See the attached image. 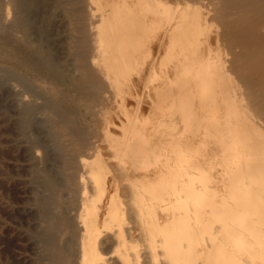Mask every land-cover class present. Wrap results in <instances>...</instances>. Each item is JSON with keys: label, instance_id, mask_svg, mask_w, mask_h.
<instances>
[{"label": "bare ground", "instance_id": "obj_1", "mask_svg": "<svg viewBox=\"0 0 264 264\" xmlns=\"http://www.w3.org/2000/svg\"><path fill=\"white\" fill-rule=\"evenodd\" d=\"M0 1V26L22 45L18 65L57 94L62 70L47 54L49 34L31 20V1ZM218 1L214 17L228 44L242 47L248 67L236 71L254 97L264 89V0ZM56 2L70 75L98 101L89 126L73 129L60 110L44 109L63 153L55 159L62 181L48 173L43 183L51 207H36L50 236L39 244L44 264H264V124L220 57L209 14L167 0ZM19 81L12 89L28 97ZM39 143L47 171L51 151Z\"/></svg>", "mask_w": 264, "mask_h": 264}, {"label": "rangeland", "instance_id": "obj_2", "mask_svg": "<svg viewBox=\"0 0 264 264\" xmlns=\"http://www.w3.org/2000/svg\"><path fill=\"white\" fill-rule=\"evenodd\" d=\"M30 1L32 4L30 9L31 12H33L31 13L30 16L32 17L31 20H33V23L37 24V26L44 27V31L45 33L47 32L46 33L47 36L49 34L50 38L47 40L48 44H45V46L47 45L46 51L49 58L52 59V62L53 63L55 62L54 65L58 63L59 66L55 65L57 68L59 67L58 70L59 71L62 70L61 72H58L59 74L58 78L60 80L61 85L60 86L58 85L59 91L57 94L49 93L47 91L48 85L42 83L41 78L36 77L35 73L33 72L34 73L33 74L31 69H27V68L22 69V67L18 65L19 58L17 54H19L22 45L18 40L16 41V39L11 34L8 33L6 27L7 23L6 21L5 22L3 21L2 25L4 26H0L1 27L0 30V264H36V263L44 264L45 261H48V259H46L47 256L45 257L46 255L45 252H43L44 251L43 248L45 247L44 243H46L50 239V236L47 234L48 231L46 229L47 227H45L46 225L44 224V222H42L41 219H38L40 215L38 211H36V207L42 203L44 205V206L42 205V207L43 208L46 207L44 209H48L49 206L51 207V203L50 201H48L49 200L47 199L48 197H46L47 191L45 192V190H43L45 186V184L43 183L46 180L45 175L48 173L49 174L53 173V175L54 173L55 174L58 173V175L61 176L58 175L56 176L59 178L58 180L62 181L63 177H62L61 162L60 165L58 163L59 161H61L60 157L62 156L63 153H60L59 151L60 149H58L59 148L58 146L56 148L57 143L55 140H53L54 138L52 135L53 132H51L52 131L51 126L48 124L50 123L49 122L50 118L49 116H47L48 112L44 111L45 107L52 106L56 110L58 111L60 110L61 112L59 111L58 113H60L61 115L63 114L62 116H65V118L67 119V124L68 125L70 124L69 125L70 128L73 129V127L76 128L79 125L82 126V125H86L87 123L90 124V118H89L90 112L88 110L89 108H93V106H95L96 102L98 101V99H96L98 98V96L97 97L94 96L95 94L93 95L88 92L85 93L86 91L83 90L81 92L79 89H77L76 88L77 82L75 78L76 75L75 76L70 75L75 73H73L72 70H70L71 66H69V64L66 61L67 59L65 55L67 53V50L65 49L66 42H64L65 33L63 31H60L58 27L59 24L58 17H60L59 15L61 10L56 0H41V2L40 0H34V1L30 0ZM167 1L173 5L179 3L178 7H180L181 9L186 8V6L189 4L190 5L195 4L194 6H197L202 11V13L205 12L204 13L205 16H207L208 14L210 15L207 16V19L209 20L208 22L209 30H210L209 32L212 34V36L218 34V36L220 37V40L218 41L217 44L219 55L223 60H227L225 61L227 68L232 73V75L234 74L233 76L234 78H236L235 80L238 81L237 83L238 84L241 83L239 86L241 91L243 92L244 104L246 106L249 104L251 111H253L254 106L257 104L258 105L256 106L257 108L255 107L256 110L254 109V112L252 113H254L256 120L259 119L257 121L258 123L264 124V118H263L264 116H262V114L264 115V113L260 111L261 110L260 108L258 109V107H261L258 104L260 103L259 102L260 99H261L260 100L261 105L264 108V97H263L264 89L262 90H260L261 88L258 89V91H256V96L254 97L247 96L248 94L251 95V91L250 90L248 91L245 74L242 75L243 72L246 73L245 70H247L246 67H248V65H245V62L242 61L243 59L241 58L242 57L241 55H243L242 54L243 49H241L242 47L240 48V46H233L236 47V49L238 47L241 49L236 51L235 48H233L228 44L226 40L227 38H224L226 37L225 35H227V33L224 32L225 31L224 30L225 25L223 26L224 20H222V18L220 17V20L222 22L221 23L220 20H218L219 17L217 18V16H219L218 14H216V17H214L216 12L214 10V7L212 6V3L214 1L219 8L221 6V2L218 0L216 1L215 0L213 1L212 0H207V1L206 0H195V1L167 0ZM1 2L2 1H0V3ZM96 2L101 4L102 0H96ZM3 3L1 5L4 7L5 3L4 5ZM55 6L57 7V9L55 8ZM35 7L36 9H34ZM207 7L209 9L211 7V9L208 10ZM38 8L40 9L38 10ZM180 8L179 10H181ZM215 8L216 10H218L216 6ZM33 9L36 11H34ZM235 10L236 12H234ZM231 12L234 14V16ZM231 12L230 14L232 15L229 14L230 17L231 16L233 17V18L231 17V21H233L234 24L239 23V21H237L238 19H236L238 17L237 15L238 9L232 8ZM211 17L212 18L214 17L213 18L214 20L211 19ZM35 24H33V26ZM221 25L223 27H221ZM231 57H233L234 59L232 60ZM235 57L238 58L236 59ZM236 60L240 62L238 63ZM238 64L239 66H237ZM241 65L242 67H240ZM239 67L242 68V70L244 71L243 72L242 70H239V72L236 71L239 69ZM64 68L66 69V71L64 70ZM254 72H251L252 77H255L259 73V69L258 68L254 69ZM237 75L243 78L245 77L244 81H242V79ZM71 77L74 79H72ZM13 78L16 79L17 81L20 80L18 82L19 86L21 84V86H23V89L25 88L29 91L30 95L28 93L27 95L28 97H25L26 99L24 97L23 99L22 96L19 97V92L17 90L12 89L11 86L13 83L12 82ZM246 88L247 90H245ZM32 93L35 97L36 95L39 94V98H37L38 96L36 98L33 97ZM42 95L44 98L42 97ZM89 96H91L92 99ZM246 97H248L249 100H247L248 98L246 99ZM258 97L259 99H256ZM255 99L257 101H254ZM53 102H55L54 104L56 106L53 104ZM41 105L42 107L45 105L43 109L41 108ZM257 110H259L260 113ZM39 111H44V112L43 114H41L42 112L40 113ZM255 111H257L259 114H255L256 113ZM44 113L46 114L44 115ZM258 115L261 116L258 117ZM45 116H47V118L49 119H47ZM31 123L34 124L33 125L34 128L38 127L39 131L36 132L31 130V126H32ZM73 124L75 126H72ZM89 124L87 125L89 126ZM36 138L38 139L36 140ZM34 141L36 142L38 141V143L40 142L39 146L42 147L43 149L46 147L44 151L46 150L51 151L49 152V156H51L54 159V161L55 159L57 160L58 163L56 165V161L51 162L53 159L52 158L48 159L50 165L49 167L50 168L51 166L53 167L51 168L52 170L48 167L46 171L41 156L34 153L35 145H37L36 142ZM41 143L43 146L41 145ZM30 147H32L33 149H31ZM57 166L60 168L58 169V171H56V169L58 168ZM44 171L46 173H44ZM41 179L43 180V182ZM61 181L60 183H62ZM29 184H31L32 186ZM37 198L39 199L36 200ZM61 240H59V242H61V245L63 246L64 244L65 245L64 247L67 250H71L70 249L71 242H68L67 239H65V237L64 239L61 238ZM39 244L40 245L44 244V245L40 246ZM43 255L45 258L42 257ZM137 263L143 264L142 261H140V263L136 262L134 264Z\"/></svg>", "mask_w": 264, "mask_h": 264}]
</instances>
